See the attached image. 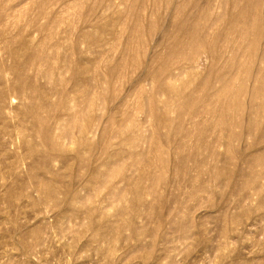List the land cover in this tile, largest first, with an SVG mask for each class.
Listing matches in <instances>:
<instances>
[{"label": "rangeland", "instance_id": "obj_1", "mask_svg": "<svg viewBox=\"0 0 264 264\" xmlns=\"http://www.w3.org/2000/svg\"><path fill=\"white\" fill-rule=\"evenodd\" d=\"M0 264H264V0H0Z\"/></svg>", "mask_w": 264, "mask_h": 264}, {"label": "bare ground", "instance_id": "obj_2", "mask_svg": "<svg viewBox=\"0 0 264 264\" xmlns=\"http://www.w3.org/2000/svg\"><path fill=\"white\" fill-rule=\"evenodd\" d=\"M80 129V128H79ZM84 130V129H83Z\"/></svg>", "mask_w": 264, "mask_h": 264}]
</instances>
